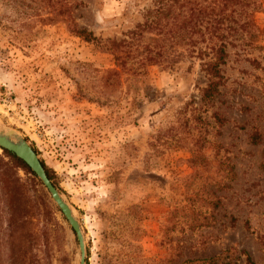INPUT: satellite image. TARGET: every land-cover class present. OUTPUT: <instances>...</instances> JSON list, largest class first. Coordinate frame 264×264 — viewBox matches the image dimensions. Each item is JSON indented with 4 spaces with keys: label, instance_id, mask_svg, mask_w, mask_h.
I'll return each instance as SVG.
<instances>
[{
    "label": "rangeland",
    "instance_id": "1",
    "mask_svg": "<svg viewBox=\"0 0 264 264\" xmlns=\"http://www.w3.org/2000/svg\"><path fill=\"white\" fill-rule=\"evenodd\" d=\"M0 126L86 264H264V0H0ZM1 166L0 264H78L45 189Z\"/></svg>",
    "mask_w": 264,
    "mask_h": 264
},
{
    "label": "water",
    "instance_id": "2",
    "mask_svg": "<svg viewBox=\"0 0 264 264\" xmlns=\"http://www.w3.org/2000/svg\"><path fill=\"white\" fill-rule=\"evenodd\" d=\"M0 150L7 151L13 154L17 159L21 160L45 189L76 238L78 245V264H86V247L79 222L74 217L70 206L65 202L63 197L47 177L46 171L34 150L18 132L1 126Z\"/></svg>",
    "mask_w": 264,
    "mask_h": 264
},
{
    "label": "trees",
    "instance_id": "3",
    "mask_svg": "<svg viewBox=\"0 0 264 264\" xmlns=\"http://www.w3.org/2000/svg\"><path fill=\"white\" fill-rule=\"evenodd\" d=\"M78 35H84L83 39L86 42L90 41V36L91 33L86 32V30H79ZM218 50L215 51V54L213 55V57L209 60V62H207V64H205V71L206 72H213L217 70V67L219 65L220 62L223 61V55H224V46H217ZM223 63V62H222ZM214 89V87L212 86V84H210L208 86V89L205 91L206 92V96H210V92ZM3 158H7L8 162L4 163L3 162ZM0 163L2 164L1 167L4 168V172L6 171H10L12 169H18L21 170L25 173V175H27L28 177H30L29 183H35V178L33 177V174L30 172V170L27 168V166L19 159H17L13 154L7 152V151H2V157H0ZM42 166L44 167L43 163L41 162ZM45 169V167H44ZM47 177L50 179V176L48 175L47 171H46ZM28 180H26L25 182H28ZM14 183H19V180H13ZM0 188L2 189V184L0 183ZM5 195H8V193L5 192ZM8 208L10 209V207L8 206ZM210 260H208L207 262H209ZM247 261L249 264H253L251 259L248 257ZM202 262H206L205 260H203Z\"/></svg>",
    "mask_w": 264,
    "mask_h": 264
}]
</instances>
